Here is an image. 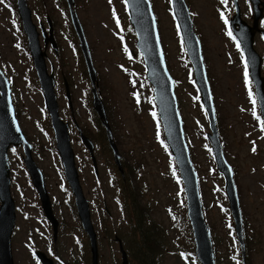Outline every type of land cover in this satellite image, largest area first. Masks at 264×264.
<instances>
[{
  "label": "rangeland",
  "instance_id": "374dc122",
  "mask_svg": "<svg viewBox=\"0 0 264 264\" xmlns=\"http://www.w3.org/2000/svg\"><path fill=\"white\" fill-rule=\"evenodd\" d=\"M27 1L38 27L40 20L47 26V14L55 21L59 54L48 45L47 63L49 71L55 74L60 116L70 124L80 181L98 233L100 264H122L118 239L128 253L129 264H149L147 259L151 258L156 264H200L187 216L184 181L165 139L153 87L146 76L125 0H75V5L98 71V89L108 108L114 140L122 160L131 166L128 172L133 177L129 185L127 180L123 184L104 128L101 130L97 124L92 86L68 11L63 5L58 7L56 0ZM151 2L167 66L175 80L179 110L212 233L216 264H242L224 177L217 169L207 137L209 120L171 0ZM186 2L202 44L224 155L235 171L243 223L252 248L249 246V251L248 247L246 250L247 264H264V127L254 86L248 66L245 77L246 61L240 44L228 35L230 28L221 16L226 11L221 0ZM12 4L11 0H0V67L11 81L19 124L35 147L34 158L44 172L53 210L59 220L54 241L52 225L43 213L38 192L23 162V149L12 147L9 157L10 187L16 206L12 235L14 261L15 264H41L35 253L42 250L55 264H92L89 240L77 215L56 150L43 91ZM41 42L44 47L42 37ZM255 47L259 53H264L259 36ZM63 75L70 84L73 111L66 97ZM75 121L95 142L98 177ZM124 173L127 176L125 170ZM134 175L136 179L133 180ZM123 188L127 193L133 192L138 207L145 208L141 221L144 229L150 227L144 233L146 238L135 230L138 223L135 226L132 223V201L126 199ZM156 237L161 247L152 255L148 244ZM139 249L146 250L143 259Z\"/></svg>",
  "mask_w": 264,
  "mask_h": 264
},
{
  "label": "water",
  "instance_id": "95a60500",
  "mask_svg": "<svg viewBox=\"0 0 264 264\" xmlns=\"http://www.w3.org/2000/svg\"><path fill=\"white\" fill-rule=\"evenodd\" d=\"M16 1L23 28L27 35L28 47L43 91L46 109L50 115L51 126L56 140V148L64 166L65 177L75 196L76 206L83 228L90 237L92 264H99L97 236L91 220L89 201L83 192L79 171L76 165L75 152L71 145L70 125L60 117L59 102L55 90V75L48 69L46 59L47 52L42 47L40 32L33 21L32 10L28 6L27 0ZM67 2L70 8L73 27L79 38L80 47L92 84L93 108L105 127L106 136L113 151L115 163L124 175L121 159L122 155L114 140V134L108 119L106 107L98 90V73L84 28L78 13L75 11L74 0H67ZM252 2L256 11L254 26H249L240 19L239 10L232 18L231 24L246 55L250 68V75L254 81L257 100L264 117V76L262 75V57L254 48V36L258 29L257 21L262 15V8L259 7V4L264 5V2H261V0H252ZM126 3L130 22L137 35V46L143 55L146 75L149 82L153 85L154 99L163 124L165 137L176 158L181 177L185 184L188 217L192 225L196 244V255L201 264H216L213 239L203 211L199 178L191 159L190 149L184 131V123L175 93V80L167 66L151 1L126 0ZM172 6L184 45L193 66L195 81L199 86L201 99L208 114L211 132H208L207 135L211 142L218 170L223 174L225 180V190L230 202L236 234L241 245L243 262L246 264V241L234 170L226 160L221 144L216 110L204 62L201 41L195 32L194 23L186 1L172 0ZM48 22L50 24L49 31H47L43 23L40 22L44 41L46 46L52 42L51 44L54 50L58 52V45L54 37L50 18ZM236 24L239 25V28H237ZM262 32L264 34V31ZM65 87L70 107L73 109L70 86L67 81ZM76 126L83 144L89 150L96 175L98 176L99 169L97 157L95 155V144L77 123ZM12 146H23L25 165L38 190L42 208L53 225L54 236L56 237L59 222L53 211L50 195L46 188L44 173L34 160L32 154L33 145L28 140L19 124L12 101L11 81L0 68V264H15L12 251V234L16 223V208L15 200L11 194L9 160V150ZM118 241L120 242V249L122 252V264H128L127 252L121 239H118ZM37 256L43 264H54V261L41 251L37 252Z\"/></svg>",
  "mask_w": 264,
  "mask_h": 264
},
{
  "label": "flooded vegetation",
  "instance_id": "af4514ba",
  "mask_svg": "<svg viewBox=\"0 0 264 264\" xmlns=\"http://www.w3.org/2000/svg\"><path fill=\"white\" fill-rule=\"evenodd\" d=\"M238 1L240 5L239 12L241 15V20L245 22L246 24H248L249 26L253 27L255 23L254 4L250 0H238ZM261 1L264 2V0H261ZM223 5L225 6L224 9L226 10L224 11L223 19L227 20V27H229L231 30L232 27L230 24V20L237 12L236 2L234 0H226V2L223 3ZM259 7L262 8V15L259 17L257 21L258 29L256 30L254 39L256 41V37L259 36V38L262 40L264 44V36L262 32L260 31V30H264V6L263 4H259ZM259 54L262 57V72H264V53L263 54L259 53ZM258 109L260 110V114H261V109L259 105H258ZM260 116H261V119L263 120L262 115Z\"/></svg>",
  "mask_w": 264,
  "mask_h": 264
},
{
  "label": "trees",
  "instance_id": "16d2710c",
  "mask_svg": "<svg viewBox=\"0 0 264 264\" xmlns=\"http://www.w3.org/2000/svg\"><path fill=\"white\" fill-rule=\"evenodd\" d=\"M65 7H66V4L64 5ZM107 108V107H106ZM107 110H108V108H107ZM97 124H98V126H99V128H101V130H103V126L101 125V123H100V121H99V119H98V117H97ZM85 131V130H84ZM86 132V131H85ZM124 167H125V171H126V173H127V176H126V180H127V182H128V185H129V182H132L131 181V179H132V177H133V174H130L129 172H128V170L131 168V166L129 165V164H127L126 163V161H124ZM133 167V166H132ZM134 179H136V176L134 175V178H133V180ZM126 182V181H125ZM123 183L124 185L126 184V183ZM124 189V188H123ZM124 193H126L127 195H126V199L127 200H131L132 201V209H133V212H134V215H133V219H132V223L134 224V226H135V224L136 223H138L136 226H135V230H136V232L138 233H140V234H144L145 232H148L149 231V228L150 227H148V229L147 228H145L144 229V226H143V224H142V221H141V218H142V216L145 214V212H144V207H138L137 206V204H135V202H136V200L134 199V195H133V192L132 191H130L129 193H127L126 192V189H124ZM130 205H131V202H130ZM137 214V215H136ZM147 218H148V216H147ZM148 219H150V218H148ZM131 223V224H132ZM154 228H156L155 226H153ZM154 235L156 236V234H155V231H154ZM144 237H145V234H144ZM146 238V237H145ZM149 238H147L146 240H148ZM246 240H247V247H248V251H249V246H250V248H251V241H250V237H246ZM145 242V241H144ZM143 242V244L145 245V243ZM159 247H161V242L158 240V238L156 237V238H154L149 244H148V248H149V250H150V252H151V254L153 255V254H155L156 255V252H158V250H160L159 249ZM141 249V248H140ZM139 249V250H140ZM252 249V248H251ZM146 251V250H145ZM145 251H143V250H140V252H141V255H140V257L143 259L144 257H143V254H144V252ZM147 260H149V264H156V260L155 259H153V258H151V259H147ZM141 264H147V263H141Z\"/></svg>",
  "mask_w": 264,
  "mask_h": 264
},
{
  "label": "snow or ice",
  "instance_id": "6c2138e0",
  "mask_svg": "<svg viewBox=\"0 0 264 264\" xmlns=\"http://www.w3.org/2000/svg\"><path fill=\"white\" fill-rule=\"evenodd\" d=\"M221 2L225 3L226 0H221ZM221 16L223 18V13H221ZM225 22L227 23V20H225ZM228 35H230V36L232 35L231 31H229ZM237 47H239V44H237ZM247 75H248V73H247V64H246L245 65V77L246 78H247ZM246 82H247V80H246ZM249 94L251 95V92ZM253 104H255V100H253ZM261 123H262V127H264V121H262ZM253 151H255V149H253Z\"/></svg>",
  "mask_w": 264,
  "mask_h": 264
}]
</instances>
